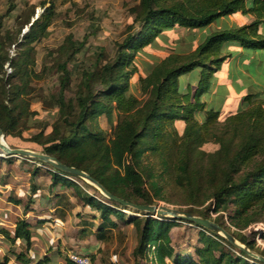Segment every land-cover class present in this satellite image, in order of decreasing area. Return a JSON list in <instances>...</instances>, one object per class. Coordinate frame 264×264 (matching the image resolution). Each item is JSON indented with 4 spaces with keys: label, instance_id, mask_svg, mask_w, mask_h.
Returning <instances> with one entry per match:
<instances>
[{
    "label": "trees",
    "instance_id": "trees-1",
    "mask_svg": "<svg viewBox=\"0 0 264 264\" xmlns=\"http://www.w3.org/2000/svg\"><path fill=\"white\" fill-rule=\"evenodd\" d=\"M50 5L44 10H49ZM11 7L9 0L8 8ZM140 9L138 29L126 37L114 62L102 67L103 72L99 75L100 83L104 84L102 89L94 92L90 88L89 79L94 73L87 72L84 90L76 100L67 101L62 89L68 80V69L65 62L60 64L61 87L54 97L59 116L52 137L41 143L42 152L86 171L116 196L134 203L153 204V197L143 188V176L138 169L139 157L145 152L163 156L174 151L178 156V175L182 179L189 174V154L195 148L198 150L203 142L213 139L220 144L217 154L223 151L228 155L222 168L223 176L209 195L213 200L210 206L201 210L189 209L185 213L209 218L210 211H225L232 204L235 206L232 217L237 218V224L246 220L241 225L244 227L249 223L244 216L248 210L256 206L264 211V89L244 95L242 104L235 112L226 115L220 124L223 128L221 136L213 130L220 123L219 110L205 108L201 96L209 89L213 73L232 56L231 46L264 50V27H261L264 25V0H140ZM237 12L249 15L251 20L241 25L213 29L192 51L164 56L139 78L142 97L128 93V77L137 68L132 65L125 71L132 60V53L126 49L135 51L143 48L155 42L157 37H162L165 31L178 27L190 30L205 28L220 17ZM41 15L43 19L36 18L22 34L25 42L35 40L45 32L48 16ZM83 42L72 53L78 52ZM7 61L9 65L17 66L12 57L0 53V73ZM193 71L196 74L194 87L192 81L185 86L180 84L179 77ZM1 80L3 78L0 77V128L4 135L12 129L14 108L9 105L8 89ZM111 111H116L119 119L113 136L106 141L103 132L92 122L101 114L109 115ZM199 113H203L200 121L194 116ZM177 122L183 123L181 134L177 132ZM3 159L11 161L13 157ZM33 162L42 163V167L33 165L31 170L30 196L23 207L25 212L30 208L28 202L32 200L31 195L37 190L32 177L40 169H45L51 174V185L62 183L72 186L75 195L83 201V207L76 212V216L93 214L99 218L96 226L99 236H103L107 226L116 227L118 222L135 223L138 227V240L133 249L135 256L161 264L166 260L171 264H264L240 248L235 254L220 247L216 255L217 240L205 235V230L222 238L229 246L234 247V244L198 223L194 224L200 226L201 246L194 247L192 252L176 250L169 233L176 222L174 219L159 214L142 219L135 215L126 217L123 209L127 206L111 199L110 202L102 201L82 190L81 185L69 178L72 174L42 161ZM150 185L154 186L155 182ZM55 195L57 201L68 203L65 194ZM9 200L21 202L11 196ZM62 210L61 215L64 214ZM29 224L24 217H18L13 234L3 227L0 232L11 244L16 239L24 240L25 250L28 251L31 246ZM261 237L264 239V231ZM240 240L246 248H253V242L244 236ZM14 254L23 264L29 262L25 252ZM46 263L47 257H42L35 264ZM0 264H9V256L0 255Z\"/></svg>",
    "mask_w": 264,
    "mask_h": 264
},
{
    "label": "rangeland",
    "instance_id": "rangeland-1",
    "mask_svg": "<svg viewBox=\"0 0 264 264\" xmlns=\"http://www.w3.org/2000/svg\"><path fill=\"white\" fill-rule=\"evenodd\" d=\"M11 2L12 7L9 9V0H0V45L2 48L0 53L3 56L4 54L9 55L17 64V66H11L9 61L5 62L3 71L0 73V77L3 78L1 81L5 82V87L8 89L9 105L14 108L12 129L3 135V140L10 147L42 152L41 143L52 137L54 124L59 116L54 97L61 87L60 64L65 62L68 69V80L62 89L67 101L76 100L84 90L87 72L93 71L94 73L89 79L90 88L94 92L102 89L104 84L100 83L99 75L103 72V65L114 62L126 37L138 29V15L141 12L140 0H11ZM48 5L50 9L44 10ZM43 13L48 16L46 18L49 21L45 32L37 39L25 42L22 34L28 30L29 25L36 18L43 19L41 15ZM202 34L206 35L205 32L178 27L170 35L163 34L162 37H157L155 42L143 48L135 51L131 48L126 49L132 53V60L126 66L125 71H128L132 65L137 68L128 77V93L141 98L139 78L146 75L164 56L173 52L185 54L192 51L203 39L200 36ZM81 41L84 42L80 50L72 53ZM229 69L236 74V65L231 64ZM226 70L227 64H224L217 74L220 71L226 72ZM185 77L186 74L179 77L180 84ZM231 78L234 80L233 90L240 96L236 98L224 91L225 95L222 93L214 95L213 101H217L222 108L231 105L238 108L242 104L245 92L250 91L252 87H258V84L261 86L264 84L261 77L258 80L241 76H231ZM209 96V92H206L202 99L208 102ZM222 100L226 103H222ZM194 116L199 121L203 119V113L194 114ZM224 117L219 118L220 123L213 129L220 136L223 130L220 124ZM118 119L117 112L111 111L109 115L101 114L92 124L94 123L93 126L100 129L105 140L109 141L113 136L114 126ZM182 128L183 123L177 122L176 129L179 134L182 133ZM219 148L220 144L213 139L203 142L198 150L195 148L189 154V174L182 179L178 175L180 173L177 168L178 156L174 151L165 153L163 156L155 152L143 153L139 157L138 169L143 176V188L153 197V204L172 207L181 213L189 209L201 210L210 206L213 200L209 195L221 180L222 168L228 158L223 151L217 154ZM2 158L3 156H0V197L2 198L0 208L4 209L8 206V190L17 188L19 183L21 185L26 183L28 177L26 173L31 174V167L35 163L32 158L22 160V158L13 157L11 161H4ZM37 165L42 167V163ZM18 170L27 171L21 176L22 178H19L23 180L15 184L14 174ZM71 177L82 186V190L102 201L110 202L109 198L95 185L79 176L72 175ZM43 180L45 177H40V181ZM152 181L155 182L154 186L150 185ZM70 191L74 192V188H70ZM23 198L24 201H28L26 196ZM80 207L81 201L76 198V208ZM234 209L235 206L229 204L225 211H210L209 219L219 222L225 230L234 234L235 243L243 246L247 252L264 257V239L261 237L264 231V211L256 206L248 210L244 216L249 223L243 227L241 225L246 220L237 224V218L232 217ZM123 211L126 217L130 215H135L138 219L146 216L157 217L155 213L128 207ZM164 217L176 221L169 232L172 245L176 250L192 252L194 247L201 246L200 226L182 218L169 215ZM69 220L71 225V218ZM68 234L66 237L69 243L91 246L89 252V256H92L91 264H160L155 260L151 263V260L133 254L138 240V227L135 223L118 222L116 227L107 226L103 236L96 238L98 240L96 244L93 235L76 240L71 228ZM205 235L217 240L216 255L220 247L232 253H238L239 247L236 244L234 247L229 246L222 238L207 230H205ZM241 236L253 242L252 249L245 247L240 240ZM66 246L71 247L69 244ZM72 247L73 249L78 248ZM17 248L25 249L23 240ZM165 264H170V262L166 261Z\"/></svg>",
    "mask_w": 264,
    "mask_h": 264
},
{
    "label": "crops",
    "instance_id": "crops-1",
    "mask_svg": "<svg viewBox=\"0 0 264 264\" xmlns=\"http://www.w3.org/2000/svg\"><path fill=\"white\" fill-rule=\"evenodd\" d=\"M250 20L251 17L249 15L237 12L222 16L217 21L206 26L205 28H195L191 29V31H199L203 33L205 32L207 34L208 31H211L213 29L241 25L249 22ZM261 27L263 28L264 25L262 24ZM175 29L165 31L164 34L168 36ZM200 36L204 38L205 34H202ZM230 50L232 52V56L229 59L225 60L220 66L222 67L224 64H227L226 72L222 73L220 71L219 74H217L218 70L220 69L219 68L213 73L210 79V86L209 89L206 91L209 92L210 95V99L208 98V102L202 99L203 95L206 92H204L201 96V100L205 102V108L213 107L219 110V114L221 115V117L233 113L237 109V107H233L232 105L229 107L226 106V108H222V106L217 101H213L214 95H221V93L222 95H225L224 92L233 95V97L239 98L240 95L237 94L235 90H233L234 80L231 78V76H241L253 80H258V78L261 77V79L264 80L263 49L247 50L241 46H231ZM231 64L236 65V74L232 73L233 70L231 71L229 69ZM194 75H196L194 71L187 73L185 80L182 82V85L185 86L187 82L192 81V85L194 87ZM189 77L192 78L189 79ZM262 89H264V84H262V86L258 84V87L250 88V91L245 92L244 95L248 93H254ZM221 102L226 103L225 100H222ZM18 158L26 159L25 157ZM34 163L35 165H37V162ZM32 168L33 166L31 167V170ZM26 171H16V173L14 174L16 177L15 184L23 180L19 178H22L21 176L26 173ZM26 174L28 176L26 183H22V185L19 183V185H17V188L8 190V198L9 196H11L19 199L21 202L14 203L9 201L8 199V206H6V208L4 209L0 208V213H2L0 215V228H6L10 231L11 234H13L16 219L18 217H24L30 223L29 230L31 232V246L28 251H26L25 249H18L17 246L20 244L22 239H16L15 242L11 244L0 232V255H8L9 264H23L21 261L15 258L14 254L20 251H24L26 253L27 258H29V262L27 264H35L36 261L42 257H47L46 264H66L67 262L72 264L67 260V253L69 251H77L89 255L91 246L87 247L85 245H81L80 243H76L74 245L73 243H69V240H67L66 236L69 235L68 231H70L71 228V232L76 238V240H79V238H84L87 235H93V238L95 237L96 244L98 241L96 240V238H101L96 227L97 223L99 222V218L97 216H94L93 214H82V216H76V212L80 211V208L83 207V201L80 200L81 207L77 209L76 198H79L75 195L74 192L70 191V188L73 189V187L62 183L51 185V174L45 169H40L34 177L35 179L36 176H38L37 179L34 180L37 185V190L31 195L32 200L31 202H28L30 208L25 212L23 210V207L25 204H27V201H24L23 197L26 196L28 200V197L30 196L29 179H31V174L28 172ZM26 174L24 176H26ZM40 177H45V180L40 181ZM69 178L74 180L72 177ZM74 181L77 182L76 180ZM55 194H65L67 196L68 203L65 200L63 202H60L59 200L57 201V196ZM1 200L2 198L0 197V202ZM61 209H63V215L60 214ZM70 218L71 225L69 223ZM23 243L25 244L24 240ZM66 244H69L71 247L68 248ZM72 246L78 248L73 249Z\"/></svg>",
    "mask_w": 264,
    "mask_h": 264
},
{
    "label": "water",
    "instance_id": "water-1",
    "mask_svg": "<svg viewBox=\"0 0 264 264\" xmlns=\"http://www.w3.org/2000/svg\"><path fill=\"white\" fill-rule=\"evenodd\" d=\"M0 150L3 152L0 156L6 157V156H13V157H25V158H32L33 160H39L45 163H48L50 166H52L55 169H58L60 171L70 173L74 176H79L89 183L95 185L100 191L109 199L114 200L118 203H120L123 206L131 207L134 210H140L145 212H151L155 214H159L162 216L169 215L171 217H178L183 218L186 220H189L193 223H198L200 225H203L204 227H207L215 232H218L222 234L230 243L236 244L234 241L233 236L223 228L220 224L216 223L215 221L209 219V218H201L197 215H191L187 213H181L179 210L168 207L165 205H159V204H144V203H134L130 202L128 200H125L119 196L114 195L110 191H108L97 179L92 177L89 173L86 171L75 167L70 166L62 161H60L56 156L50 155L43 152H37L35 150H30L27 148H21V147H10L8 146L5 141L3 140V132L0 128ZM237 245V244H236ZM240 249H244L247 252V249H245L241 245H237ZM250 255L254 256L255 258H258L259 260L264 262V257L258 256L256 254L247 252Z\"/></svg>",
    "mask_w": 264,
    "mask_h": 264
},
{
    "label": "built area",
    "instance_id": "built-area-1",
    "mask_svg": "<svg viewBox=\"0 0 264 264\" xmlns=\"http://www.w3.org/2000/svg\"><path fill=\"white\" fill-rule=\"evenodd\" d=\"M37 164H40V162H37ZM67 260L72 264H91V258L88 254L77 251H69L67 253Z\"/></svg>",
    "mask_w": 264,
    "mask_h": 264
},
{
    "label": "bare ground",
    "instance_id": "bare-ground-1",
    "mask_svg": "<svg viewBox=\"0 0 264 264\" xmlns=\"http://www.w3.org/2000/svg\"><path fill=\"white\" fill-rule=\"evenodd\" d=\"M3 152L0 150V154H2Z\"/></svg>",
    "mask_w": 264,
    "mask_h": 264
}]
</instances>
